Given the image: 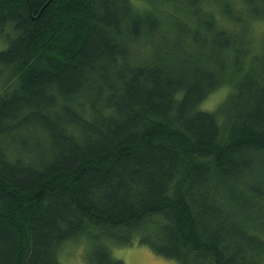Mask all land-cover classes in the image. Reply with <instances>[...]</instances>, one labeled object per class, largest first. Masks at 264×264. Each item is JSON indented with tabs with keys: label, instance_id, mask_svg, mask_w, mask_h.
<instances>
[{
	"label": "trees",
	"instance_id": "obj_1",
	"mask_svg": "<svg viewBox=\"0 0 264 264\" xmlns=\"http://www.w3.org/2000/svg\"><path fill=\"white\" fill-rule=\"evenodd\" d=\"M135 1L0 0V264H264V0Z\"/></svg>",
	"mask_w": 264,
	"mask_h": 264
},
{
	"label": "rangeland",
	"instance_id": "obj_2",
	"mask_svg": "<svg viewBox=\"0 0 264 264\" xmlns=\"http://www.w3.org/2000/svg\"><path fill=\"white\" fill-rule=\"evenodd\" d=\"M135 3L142 4V1L136 0ZM255 34L264 33V20L255 21L251 24ZM228 87L221 86L211 91L200 103V108L213 109L224 97ZM110 248L114 256L121 258L125 264H180L172 258L159 255L152 251L145 244L137 242V238L130 244L111 243ZM88 241L85 237L78 236L65 241L59 251L58 258L62 264H88L86 260V250Z\"/></svg>",
	"mask_w": 264,
	"mask_h": 264
}]
</instances>
